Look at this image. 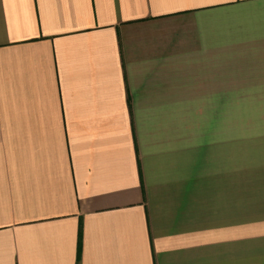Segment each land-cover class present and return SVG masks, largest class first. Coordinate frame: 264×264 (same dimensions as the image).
<instances>
[{
    "label": "crops",
    "instance_id": "1",
    "mask_svg": "<svg viewBox=\"0 0 264 264\" xmlns=\"http://www.w3.org/2000/svg\"><path fill=\"white\" fill-rule=\"evenodd\" d=\"M0 264H264V0H0Z\"/></svg>",
    "mask_w": 264,
    "mask_h": 264
}]
</instances>
